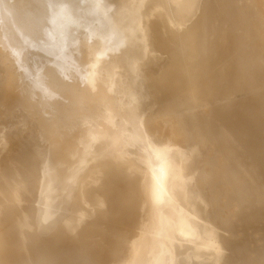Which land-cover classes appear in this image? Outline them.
<instances>
[{"label": "bare ground", "instance_id": "bare-ground-1", "mask_svg": "<svg viewBox=\"0 0 264 264\" xmlns=\"http://www.w3.org/2000/svg\"><path fill=\"white\" fill-rule=\"evenodd\" d=\"M254 2L0 0V264H264Z\"/></svg>", "mask_w": 264, "mask_h": 264}, {"label": "rangeland", "instance_id": "rangeland-1", "mask_svg": "<svg viewBox=\"0 0 264 264\" xmlns=\"http://www.w3.org/2000/svg\"><path fill=\"white\" fill-rule=\"evenodd\" d=\"M247 2H248V4H247ZM246 4V5H245ZM243 6L244 7H246V8H250L251 9V11H252V13L255 15V13H256V4H255V2H254V0H243ZM260 7L262 8V13H259V15H258V19H257V23H256V25H254L253 27H252V35H257L258 33H262L263 34V36H264V18L262 17L263 15H264V0H262V2L260 3ZM252 16L251 17V20H252V22H253V24L255 23V20H256V18H255V16ZM249 19H250V17H249ZM258 38V37H257ZM253 41V40H252ZM255 42H257V40H255ZM262 42V44L264 43V38L263 39H260V43ZM263 46H264V44H263ZM186 76L188 75V77L187 78H185V84H190V80H193L191 77L193 76L192 74H185ZM191 85V84H190ZM189 85V86H190ZM191 87V86H190ZM248 92H245L244 93V91H242V93H239V94H241V99H249V95L247 94ZM204 102H206L207 104H209L210 105V103L212 104L213 102H212V100L210 99H208V98H204ZM235 175H236V177H238L239 179L240 178H245V180H244V183L246 182V179H247V176H244V174L243 173H240V171L236 168V170H235ZM256 197V196H255ZM256 199H257V197H256ZM257 201H260L259 203H263L264 201H261L260 199H257ZM262 206H264V205H262ZM255 235V234H254ZM256 235H261V234H256ZM262 259H264V256H262L261 257Z\"/></svg>", "mask_w": 264, "mask_h": 264}]
</instances>
